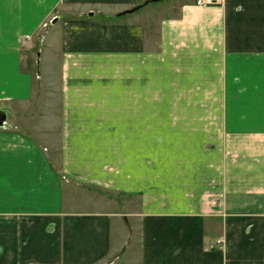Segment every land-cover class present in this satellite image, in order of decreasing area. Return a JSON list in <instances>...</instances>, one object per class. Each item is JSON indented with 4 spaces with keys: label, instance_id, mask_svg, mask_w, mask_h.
<instances>
[{
    "label": "crops",
    "instance_id": "1",
    "mask_svg": "<svg viewBox=\"0 0 264 264\" xmlns=\"http://www.w3.org/2000/svg\"><path fill=\"white\" fill-rule=\"evenodd\" d=\"M145 1L0 0V109L39 51L64 108L57 148L0 126V264L118 258L105 192L142 204L127 264H264V0Z\"/></svg>",
    "mask_w": 264,
    "mask_h": 264
},
{
    "label": "rangeland",
    "instance_id": "2",
    "mask_svg": "<svg viewBox=\"0 0 264 264\" xmlns=\"http://www.w3.org/2000/svg\"><path fill=\"white\" fill-rule=\"evenodd\" d=\"M149 1V0H147ZM165 2L168 0H164ZM219 4H223L224 0H220ZM145 2L139 4L142 5L135 11L138 12L146 7H152L158 2ZM156 3V4H155ZM160 3H163L160 1ZM195 4L198 7H206L198 5L195 0ZM137 5V6H139ZM215 5V4H211ZM207 5V6H211ZM218 5V4H216ZM157 12H155L156 17ZM51 22L45 23L43 29L49 28ZM55 23V22H54ZM44 35V32L42 36ZM28 36L26 40H29ZM39 51V50H37ZM39 54L34 53L33 56L28 58L29 69L33 71L35 77V96L29 103L24 105L8 104L6 110L9 113V118L5 127L7 130L22 131L28 133L37 140L42 142V135H50L54 140V144L57 148L59 143V132L61 130V118L64 113L63 99H62V81L58 73L60 67L53 60L43 58L44 56L39 51ZM50 140V139H47ZM187 153L190 152L188 151ZM63 180L69 182V179L64 176ZM102 197H106L108 202L114 203V208L123 213V225L126 226L127 236L126 244L123 249V253L118 258L111 257L104 264H127V262L133 260L135 263L139 262L140 253V238H141V218L140 211L142 204L139 202V198H135L128 193H113L109 192L101 193ZM217 246L224 244L223 239H218ZM215 246V245H214ZM211 246V247H214ZM129 261V263H130Z\"/></svg>",
    "mask_w": 264,
    "mask_h": 264
},
{
    "label": "water",
    "instance_id": "3",
    "mask_svg": "<svg viewBox=\"0 0 264 264\" xmlns=\"http://www.w3.org/2000/svg\"><path fill=\"white\" fill-rule=\"evenodd\" d=\"M160 1H164V0H149V1H146L145 4H147L148 2H160ZM141 6L142 5H139L127 12L129 13L133 12L136 9L140 8ZM7 119H8V113L5 110L0 109V126H4V124L7 122Z\"/></svg>",
    "mask_w": 264,
    "mask_h": 264
},
{
    "label": "built area",
    "instance_id": "4",
    "mask_svg": "<svg viewBox=\"0 0 264 264\" xmlns=\"http://www.w3.org/2000/svg\"><path fill=\"white\" fill-rule=\"evenodd\" d=\"M198 5L200 6H207V5H211V4H219L220 0H196Z\"/></svg>",
    "mask_w": 264,
    "mask_h": 264
}]
</instances>
